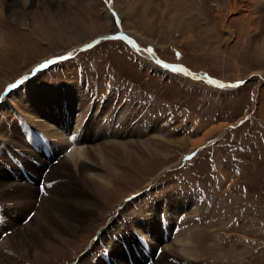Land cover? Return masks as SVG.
Listing matches in <instances>:
<instances>
[{
	"label": "rangeland",
	"instance_id": "obj_1",
	"mask_svg": "<svg viewBox=\"0 0 264 264\" xmlns=\"http://www.w3.org/2000/svg\"><path fill=\"white\" fill-rule=\"evenodd\" d=\"M43 22L46 32L37 27ZM121 29L131 37L125 41L135 42L134 49L143 54L129 48ZM111 34L123 41L107 39ZM96 38L100 42L74 58L56 60ZM142 47L188 72L151 60ZM32 92L81 96L87 113L80 126L91 130L89 136L81 131V137L91 151L110 135L101 127L108 106L115 118L125 112L132 124L138 121L148 143L143 148L134 142L138 135H127L130 154L122 163L113 159L116 174L111 177L101 170L110 181L98 193L93 215L84 217L83 228L63 242L49 241L35 254L20 257L1 244L0 253L18 264H105L99 255L106 248L111 264H148L150 259V264H162L167 254L166 261L175 264H264V0H0V166L7 158L13 165L11 158L27 155L39 164L41 155L47 159L38 152L40 133L75 127L77 105H70L68 122L58 116L65 104L51 105L30 122L36 109L29 105ZM21 123L36 128L37 137L19 133L27 127ZM156 127L163 130L158 138L152 136ZM53 147L58 155L52 158L49 151L48 158L56 163L62 152ZM2 166L15 175L12 166ZM24 170L33 182L19 169L22 182L36 184L34 171ZM76 173L73 169V178ZM39 197L16 210L15 222L24 224L23 212L37 215ZM185 198L199 207H182L163 239L149 242L150 254L158 247L160 252L147 259L134 220L153 213L161 222L172 202ZM174 211L180 209L169 212ZM192 226L198 236L193 254L184 260L164 245L172 240L170 233ZM6 229L0 230L2 239L10 234L3 235ZM125 246L132 262L126 260Z\"/></svg>",
	"mask_w": 264,
	"mask_h": 264
},
{
	"label": "bare ground",
	"instance_id": "obj_2",
	"mask_svg": "<svg viewBox=\"0 0 264 264\" xmlns=\"http://www.w3.org/2000/svg\"><path fill=\"white\" fill-rule=\"evenodd\" d=\"M19 22L23 23V19L19 18ZM45 24L47 25V22H43L40 24V26L37 25V27H41L42 31L46 32ZM121 30L122 33H120V36L124 40L131 39L128 32L123 29ZM138 53H140V51H138ZM199 74L200 73L192 72L190 75L194 76ZM222 84V87L227 86L224 85V83ZM80 97L75 92L70 93V95L66 96L64 99L63 96H49L41 92L30 93L29 105L36 108L32 112L33 115L28 116L30 122H36V114H41L42 112L48 113L49 111L47 110V108H53L51 107V105L59 106L65 104V107H63V111L58 114L59 118L65 122H68L70 118V105H77L79 108L77 110L78 114L75 121V127L72 131L71 129L64 127L63 133H60L55 128L52 130L53 133L45 134L49 138L48 140H43V138L38 139V145L40 144L41 149H43L42 144L46 143L47 140L48 145L45 147L48 152L50 151V157L54 158L58 155V153L55 154L52 150V148L54 149V145L56 148H58V150L60 149V151L62 152V156L59 157L60 159L58 162L56 161V163L52 162V158H47L51 160L48 165L49 169L47 168L48 170H45L44 173L42 172L43 167L47 165V159L45 160L44 158H42V155L38 159L39 164L36 163L37 165L34 164L36 161L28 159L29 156L26 154V152V159L21 156L20 158L15 157V159L19 160L24 169L27 168L30 171H34L35 177L38 176L39 178H43L40 185L42 188L39 195L40 197L37 196L38 188L36 189L35 183L33 185H30L27 182H22L23 179L19 174V167L17 166V164L13 163L12 165L9 158L1 163L0 230L3 231L4 228H7L10 230H7V232L10 234L7 235V239H2L0 237V244L1 246L5 245L4 247L6 249L10 250V252L16 253L20 257H23V254H35L37 250H39V248L42 250L47 249L49 246V241L51 240L63 242L68 235L76 232L78 229L83 228L85 226L83 220L84 217L93 215L97 206V195L100 191H102L103 188H105L106 185L109 184L110 181L108 178H106V176L104 177L103 175H101V170L107 171V174L109 172L108 175L111 177L112 174H116L114 168L111 166V162H115L113 161V159H116L118 162L122 163L125 161V159L128 158L130 154L128 145L131 143V141L124 140L127 135H138L136 138L137 140L134 141L133 139V141L138 143L142 142L143 148L144 146H146L145 143H148V138L143 139V137L147 134L144 131L145 128L143 129L141 126H138V121L135 122L136 125L134 126L133 124L135 123L132 124L131 120L128 121L125 112H120L118 115H116L117 118H115L114 110H110L111 107L108 106L109 109H106L105 114L103 113L104 115H107L108 118H104V120L101 122V127L106 128L107 131L109 130L110 135H105V143L98 145V147L94 148V151L89 150L87 146H85V140L81 137V131L84 132L86 136H89L91 130L90 127H83V125L80 126L81 120L86 116L87 113V106L84 104L83 99H80ZM77 112L75 111V113ZM88 125H90V123H88ZM24 126L27 127L23 128L21 126L20 129H18L19 133L28 134L30 138L32 135L31 139H35V137H37L35 133L37 129L30 125ZM46 128L48 129V126ZM159 131L163 132L162 129L156 127L155 130H153L154 135L152 136L154 138H158ZM197 142L198 141L194 142V144L197 145ZM33 146L35 149H37V145ZM16 153L17 155L19 154L18 152ZM2 164H8L9 166H12L15 171V175L12 176L11 173H9L8 170H6L4 166H2ZM73 169H75L77 172V175L74 178ZM220 176V178L218 179L219 183L223 184L225 176L223 174H221ZM96 177L100 181H98ZM82 183L85 185H83ZM35 197L40 198V201L36 205V208L38 210L37 215H35L36 213L35 211H33L32 215L28 217L27 220L23 218L24 224L15 222V213L17 212L16 210L18 208H22L23 206H32ZM184 206L188 208L192 207V210H195L197 207H199L198 202L196 200H193L192 198H185L183 200L175 199L172 202V205L168 208L170 210L173 208H175L176 210L180 209L179 213H177L176 211L169 212L170 210H167V213L164 215L165 217L161 222H159V215L157 214V217L155 218V214L153 213L148 219H142V221L134 220L133 224L137 225V230H139L143 235L136 236L139 239L140 237H142L147 242V244H149V246L150 243H153L155 240L163 239V236L166 235V231L168 230V228H170L172 222L175 221L177 215L182 212L181 208ZM13 213L14 215H12ZM23 213L24 215L26 214V212ZM150 218L152 219L151 221L149 220ZM34 225L36 227H34ZM169 236L172 240L169 241L168 244L164 245L166 248L168 246V249L172 250L173 252L176 250V252H178L176 253L177 256L179 255L184 260L193 254L194 244L198 236V231L194 228V226L189 229L178 231L177 233H170ZM129 244L135 245L134 240L132 242H129ZM154 247L157 248L158 246L154 245ZM124 251L127 256H125L126 260L132 262V259L129 256V250L126 246L124 247ZM162 254L165 253L161 252L159 257H162ZM167 256L168 254L163 257V262L161 263L175 264L176 260L167 259L166 261L165 258ZM120 258H123V256H120ZM107 259L108 264H111L108 257ZM18 263L19 261L12 257V255L10 256L6 252L0 253V264ZM181 263L182 262L180 260L178 264ZM119 264L125 263L121 261Z\"/></svg>",
	"mask_w": 264,
	"mask_h": 264
},
{
	"label": "snow or ice",
	"instance_id": "obj_3",
	"mask_svg": "<svg viewBox=\"0 0 264 264\" xmlns=\"http://www.w3.org/2000/svg\"><path fill=\"white\" fill-rule=\"evenodd\" d=\"M49 63H51V61H49ZM41 67H44V65H41ZM166 67H168V65H166ZM174 71H178V70H182V69H178V68H173ZM214 82V81H213ZM12 87H15V85H12Z\"/></svg>",
	"mask_w": 264,
	"mask_h": 264
},
{
	"label": "water",
	"instance_id": "obj_4",
	"mask_svg": "<svg viewBox=\"0 0 264 264\" xmlns=\"http://www.w3.org/2000/svg\"><path fill=\"white\" fill-rule=\"evenodd\" d=\"M106 38H107V39H111V38H117V37H116V35H110V36H108V37H106ZM133 44H134V43H133ZM134 46H135V44H134ZM36 68H37V67H36ZM36 68H35V69H36Z\"/></svg>",
	"mask_w": 264,
	"mask_h": 264
}]
</instances>
